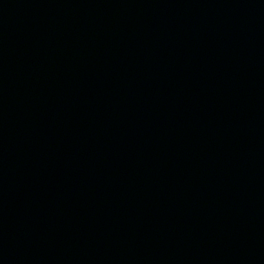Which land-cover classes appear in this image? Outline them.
Returning a JSON list of instances; mask_svg holds the SVG:
<instances>
[{
    "label": "water",
    "instance_id": "1",
    "mask_svg": "<svg viewBox=\"0 0 264 264\" xmlns=\"http://www.w3.org/2000/svg\"><path fill=\"white\" fill-rule=\"evenodd\" d=\"M0 264H264V0H0Z\"/></svg>",
    "mask_w": 264,
    "mask_h": 264
}]
</instances>
